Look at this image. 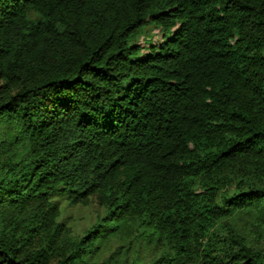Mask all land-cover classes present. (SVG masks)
<instances>
[{
	"label": "trees",
	"instance_id": "1",
	"mask_svg": "<svg viewBox=\"0 0 264 264\" xmlns=\"http://www.w3.org/2000/svg\"><path fill=\"white\" fill-rule=\"evenodd\" d=\"M0 264H264V0H0Z\"/></svg>",
	"mask_w": 264,
	"mask_h": 264
},
{
	"label": "rangeland",
	"instance_id": "2",
	"mask_svg": "<svg viewBox=\"0 0 264 264\" xmlns=\"http://www.w3.org/2000/svg\"><path fill=\"white\" fill-rule=\"evenodd\" d=\"M155 23L146 24L137 30V33L129 41V44H138L142 47L143 54L148 51L149 45L146 43L150 40L152 43L161 42V32H159ZM61 221L65 222L70 237H81L91 225H93L98 216L103 214V209L91 200L89 204L69 205L66 201L60 203ZM119 242L115 239L109 241L107 251L103 257H107L114 250Z\"/></svg>",
	"mask_w": 264,
	"mask_h": 264
}]
</instances>
